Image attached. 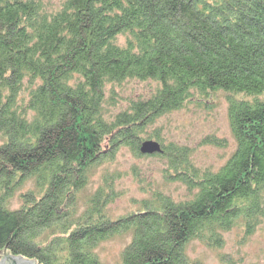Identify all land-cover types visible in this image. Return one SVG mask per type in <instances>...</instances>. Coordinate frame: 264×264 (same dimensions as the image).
<instances>
[{
	"label": "trees",
	"instance_id": "obj_1",
	"mask_svg": "<svg viewBox=\"0 0 264 264\" xmlns=\"http://www.w3.org/2000/svg\"><path fill=\"white\" fill-rule=\"evenodd\" d=\"M59 3L0 0V251L38 264H102L101 241L130 228L119 264H189L190 240L220 246L234 219H262L264 0ZM128 78L151 79L155 91L109 119L114 85ZM216 89L231 92L237 148L228 162L201 170L177 143L157 153L198 188L194 199L158 193L144 210L111 218L117 169L84 193L122 146L144 153L148 120Z\"/></svg>",
	"mask_w": 264,
	"mask_h": 264
},
{
	"label": "rangeland",
	"instance_id": "obj_2",
	"mask_svg": "<svg viewBox=\"0 0 264 264\" xmlns=\"http://www.w3.org/2000/svg\"><path fill=\"white\" fill-rule=\"evenodd\" d=\"M51 1L59 5L62 0ZM114 87L119 105L111 109V113H106L109 119L114 118L115 112L129 108V101L150 97L155 91L156 82L128 78ZM230 96L231 92L224 89L212 90L207 94L195 92L183 107L148 120L141 132V144L153 139L160 144L161 150L136 155L130 146H122L114 162H106L95 169L84 193L94 191L103 172L117 169L121 171V176L116 179L120 195L108 204L111 218L144 210L145 202L155 201L158 193L170 196L177 202L194 199L198 188L180 179L170 167L169 158L157 153L164 152L163 144L177 143L190 149L191 162L201 170L216 171L224 166L237 148L229 114ZM110 137H106L104 148L108 149ZM11 202L12 207L21 205L20 190L11 198ZM222 233L224 240L220 246L208 245L198 237L190 240L185 247L189 264H264V217L250 227L236 218L233 225L222 230ZM132 238L133 230L128 228L103 239L97 247L102 264H119Z\"/></svg>",
	"mask_w": 264,
	"mask_h": 264
},
{
	"label": "water",
	"instance_id": "obj_3",
	"mask_svg": "<svg viewBox=\"0 0 264 264\" xmlns=\"http://www.w3.org/2000/svg\"><path fill=\"white\" fill-rule=\"evenodd\" d=\"M159 150H161V146L156 140L147 139L141 144L142 152H155ZM0 256V264H38L36 259L20 254H13L8 252L6 248L3 249Z\"/></svg>",
	"mask_w": 264,
	"mask_h": 264
}]
</instances>
